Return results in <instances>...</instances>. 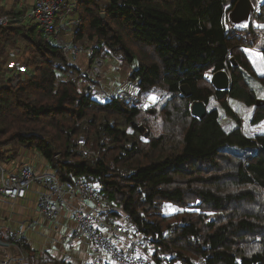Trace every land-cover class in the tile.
Returning a JSON list of instances; mask_svg holds the SVG:
<instances>
[{
	"label": "trees",
	"instance_id": "1",
	"mask_svg": "<svg viewBox=\"0 0 264 264\" xmlns=\"http://www.w3.org/2000/svg\"><path fill=\"white\" fill-rule=\"evenodd\" d=\"M236 1L78 0L76 39L87 40L94 57L109 52L138 63L130 79L140 93L106 101L81 89L76 66L37 24L1 26L0 157L6 146L26 147L61 180L84 177L97 184L101 198L122 208L111 214H125L157 247L150 254L156 264L164 251L176 252L174 262L181 264H200V257L204 264H264V134L246 135L230 105L236 99L252 106V125L264 121V100L246 78L249 73L264 82L246 52L258 39L264 6L249 26L233 29L228 12ZM25 13L17 4H0V16ZM13 49L25 70L15 86L7 84ZM221 70L231 75L230 89L210 80ZM151 91L161 99L148 106ZM193 101L206 103L205 117L191 112ZM220 107L236 120L234 129L222 124ZM228 146H257L258 153ZM167 206L178 210L164 213ZM30 256L32 264H73L32 249Z\"/></svg>",
	"mask_w": 264,
	"mask_h": 264
},
{
	"label": "built area",
	"instance_id": "2",
	"mask_svg": "<svg viewBox=\"0 0 264 264\" xmlns=\"http://www.w3.org/2000/svg\"><path fill=\"white\" fill-rule=\"evenodd\" d=\"M78 7V0H34L33 3L21 0L18 8L26 10L25 16L17 18L8 14L1 15L0 27L15 21H29L37 24L44 37L50 41L53 37H58L60 32L68 30L71 39L61 48L81 76L84 73L80 72L78 66L82 57L88 58L98 69L105 66V61L99 56L94 57L92 46L88 47L76 39L75 30L81 23ZM260 7L261 4L258 3L255 10H259ZM257 26L260 30L256 37L264 40V24ZM24 72L25 70L17 63L13 64L7 76L9 79L7 84L17 85ZM89 76L90 83L97 82L90 74ZM91 86L93 88V84ZM160 99L161 97H158L157 101ZM78 142L80 147L85 149L86 139L81 137ZM34 185L44 189L35 204V210L40 218L57 222L63 212H69L77 222L76 229L63 237V243L87 242L97 245L103 259L109 264H156L147 254L157 252V247L147 242L138 227L128 228L118 222H110L104 217L103 213L107 206H113L114 209L118 207L113 202L101 199L98 186L86 178L75 177L63 181L52 169L38 171L28 163L15 164L11 169L0 161V203L4 201L15 203L25 198ZM89 202L94 205L91 207ZM31 228L32 225H21L5 232L0 230V264H32L30 243L27 238V231ZM176 257V252H161L158 255V264H174ZM198 262L204 264L206 259L200 257Z\"/></svg>",
	"mask_w": 264,
	"mask_h": 264
},
{
	"label": "crops",
	"instance_id": "3",
	"mask_svg": "<svg viewBox=\"0 0 264 264\" xmlns=\"http://www.w3.org/2000/svg\"><path fill=\"white\" fill-rule=\"evenodd\" d=\"M33 1L34 0H25V3H33ZM252 1H253L254 9L256 8V5L258 3L261 4V6H264V0H252ZM20 2L21 0H1L0 4L10 9L16 4L18 6ZM250 20L251 18L249 19L248 15H245L244 17L237 19L234 13H232V9L228 12V25L230 27L247 25L250 22ZM260 24H264V23H259L258 25ZM256 44L257 42L255 43V45ZM255 47L257 46L252 47V50L256 51ZM261 52L264 55V46L261 48ZM12 58L13 57L11 56V59L8 61V65H9L8 67L10 68V70H11V66L17 63V61L13 63ZM78 68L81 70L80 72L82 74L83 73L86 74V76L89 75L88 74L89 71L91 72L93 71L97 74L99 81L98 89L100 90V92L96 94H95L96 90L94 91V97H96L97 99H100L101 97H105V96L110 97L107 93V88L109 90H112L113 88L112 90L113 94L122 92L123 89L121 87H123L122 85H126L128 83L130 74L132 72L131 70H133V68H131L128 71H124L127 72V74L121 78V76L119 77L121 71L117 68V70H115L114 72L116 76L108 80L104 78V72L108 71L110 68L105 65L101 71L100 68L99 69L96 68L95 65L91 61H89L88 58L85 57L81 58ZM84 82H85L84 84H86L88 81H86L85 79ZM221 119L222 120L227 119V117L225 118L221 117ZM222 120L221 122L225 126ZM227 123L229 125L228 129L230 130L236 127L230 125V122ZM261 126L263 127L264 130V121L261 122ZM260 134H264V133H260ZM17 148H10L9 146H6L3 149V152L5 153L4 157H0V161L6 164L11 169L15 167V164L19 165L22 163H28L36 167L38 171L51 170L48 161L43 156H41V154L38 153L37 151L29 150L26 147H19L18 149ZM43 190L44 189L42 187L36 185H34L29 189L27 196L34 195L36 197V201L34 203L31 202L29 207L23 205L27 196L23 199L16 201L15 203L6 202V201L0 203L1 232H5L6 230L12 227H18L21 225H25V226L32 225V228L27 231V238L30 243L29 248L32 249L33 252H35L37 255H40L43 252L45 253L47 252L49 255L56 257L59 260H69L73 264H90V263L92 264L93 262L95 263V262L103 261L104 260L103 254L97 245L95 247L96 248L95 252L93 253L91 251V248H93L92 246L94 245L88 244L86 242H78L75 247H73V245H70L74 248L73 250H68L66 248L67 243L62 242L63 237L70 235L71 232L77 227V222L75 221L71 213L63 212L57 222L42 219L37 215V212L34 208L37 200L40 197V193ZM89 205L92 207L94 204L89 202ZM112 212H116V211L112 208H109V206H107L106 211L103 213V216L105 217L112 215L111 214ZM33 233L41 234L43 236L42 240H44L45 242L41 243L38 242L37 240H34L33 237L31 236ZM147 256L151 258L150 254H147Z\"/></svg>",
	"mask_w": 264,
	"mask_h": 264
},
{
	"label": "rangeland",
	"instance_id": "4",
	"mask_svg": "<svg viewBox=\"0 0 264 264\" xmlns=\"http://www.w3.org/2000/svg\"><path fill=\"white\" fill-rule=\"evenodd\" d=\"M102 2L107 3L108 0H102ZM70 39H71V36L69 35V31L66 30V31L60 33V36L53 37L52 38V43L54 45H57V46H62L63 44L69 42ZM82 42L85 43V40H82ZM256 42H257V44L255 45V46H257V47H255L256 51L252 50L251 47H248L246 49H247V53H248L250 59H252V62L254 64V66H255V69H256L258 75H264V59H261L262 57H264L263 53L261 52V48L264 46V40L261 39V38H258ZM106 55H108V56H106ZM106 55H102L101 56V58L105 61V65L110 68L108 71L104 72V78L105 79L109 80V79L114 78V76H116L114 72H115V70H117V68L121 71V73L119 74V77L121 76V78H122L123 76H125L127 74V72H124V71H128L131 68L136 69L138 67L137 61H135L132 65H130L128 63L123 62L119 58L114 57L109 52ZM11 56L13 57L12 58L13 59V63L16 62V61L18 62V60L21 61L19 53L16 52V49L11 50ZM101 71H102V69H101ZM78 74H79L78 71H75V73H73V75L75 77H81L82 78V80L80 79L81 82H82V83H80L81 84V89H85V90L90 89L93 93L96 90L95 94L100 92V90L98 89V87H99L98 86V84H99L98 82L99 81H98L97 74L95 72L89 71V73H88L94 79H96L97 82H93V83H90V81H91L90 76L89 77L88 76H84L86 74H83V75L80 76ZM246 78H247L248 82L250 83V85L252 86V88L255 89V91L257 92L259 100H264V82H262L259 77L254 76V75L249 74V73H246ZM85 79H86V81H88L86 84H84L85 83L84 82ZM92 84H93V88H91ZM122 86L123 87H121V88L123 89V91L120 92V93H117V94H113L112 93L113 92L112 91L113 88H112V90H109L107 88L108 95L109 96H116V95H122L123 93H130V92H131V94L132 93H134V94L140 93V89H139L138 83L133 81V80H131L130 77H129L128 83L126 85H122ZM157 96L158 95H157V93L155 91H151L150 93L147 94V100H148L147 104H148V106L151 105V104L156 103L157 98H158ZM109 98L110 97L105 96V97H101L100 99L102 101H106ZM230 104L233 107V109L236 111L238 116L242 119V127H244V132H245L246 135L255 136L257 134L264 133V130H263V127L261 126V123H259L257 125H252V123H251V117H252V113H253V107L252 106H247L246 104H244L241 101L236 100V99H231L230 100ZM214 105L219 107V104L217 103V101H213L211 103L212 107H214ZM220 113H221V117L222 118L227 117V119H223V120L221 119L224 122L226 129L229 128V125H228L227 122H230V125H232V126H237L236 120L234 118H231V117L227 116V114L225 113V111L221 107H220ZM9 147L10 148H17V147H14V146H9ZM227 148H229L231 150H237V151L241 152L243 155H249V154L255 155V154L258 153V147L257 146H253V147H249V148H238V147H235V146H228ZM95 185L98 186L97 184H95ZM101 199H103V198H101ZM103 200H105V199H103ZM35 201H36V197L34 195H29V196H27V198L24 201L23 205L29 207L30 203L31 202L34 203ZM117 207H118L117 209H114L115 207L109 206V208H112L115 211L121 212L122 208L120 206H117ZM177 210L178 209L175 206H167L166 208H164L163 212L164 213H170V212H176ZM105 217L110 222H118L120 225H124L125 227H128V228L131 227V223L125 219V214H122L120 216L109 215V217H107V216H105ZM31 236L33 237L34 240H37L38 242H41V243L45 242L44 240H42L43 236L41 234H39V233H33ZM77 243L78 242H74L73 244H68L67 243L66 244V248L68 250H73L74 249L73 247H75L77 245ZM88 244H91V243H88ZM70 245H73V247L70 246ZM92 247L93 248H91V251L93 253V252H95L96 245H94ZM96 263H98V262H96ZM111 264H113V263H111ZM174 264H181V263L180 262H174Z\"/></svg>",
	"mask_w": 264,
	"mask_h": 264
},
{
	"label": "water",
	"instance_id": "5",
	"mask_svg": "<svg viewBox=\"0 0 264 264\" xmlns=\"http://www.w3.org/2000/svg\"><path fill=\"white\" fill-rule=\"evenodd\" d=\"M254 11L255 9L252 0H237L232 7V13H234L237 19H240L245 15H248L249 19L251 18L252 20V15ZM251 20L247 25L231 27V28L233 29L245 28L250 25ZM230 60L234 65H237L235 58H231ZM210 80L217 89H230L232 85L231 75L227 70L213 72ZM182 90L185 95H191V89L188 85H183ZM191 112L195 116L199 118H203L206 116L208 112V107L206 103H204L203 101H193L191 104Z\"/></svg>",
	"mask_w": 264,
	"mask_h": 264
},
{
	"label": "snow or ice",
	"instance_id": "6",
	"mask_svg": "<svg viewBox=\"0 0 264 264\" xmlns=\"http://www.w3.org/2000/svg\"><path fill=\"white\" fill-rule=\"evenodd\" d=\"M261 59H264V57H262Z\"/></svg>",
	"mask_w": 264,
	"mask_h": 264
},
{
	"label": "clouds",
	"instance_id": "7",
	"mask_svg": "<svg viewBox=\"0 0 264 264\" xmlns=\"http://www.w3.org/2000/svg\"><path fill=\"white\" fill-rule=\"evenodd\" d=\"M212 75V74H211Z\"/></svg>",
	"mask_w": 264,
	"mask_h": 264
}]
</instances>
